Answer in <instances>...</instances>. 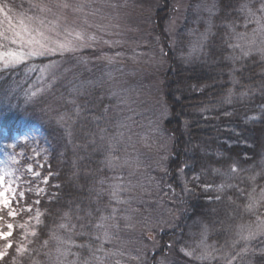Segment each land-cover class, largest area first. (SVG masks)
Masks as SVG:
<instances>
[{"label": "trees", "instance_id": "trees-1", "mask_svg": "<svg viewBox=\"0 0 264 264\" xmlns=\"http://www.w3.org/2000/svg\"><path fill=\"white\" fill-rule=\"evenodd\" d=\"M260 1L247 3L255 10ZM170 2L162 0L154 26L168 63L163 88L169 118L164 128L172 140L162 185L179 197L177 231L181 236L176 239V230L157 233L161 249L148 264H156L158 256L170 252L176 257L173 264H182L181 249L190 248L189 233L197 234L202 227L210 233V245L219 250L212 264H224L223 254L233 255L242 247L230 248L233 226L241 219L246 201L239 189L247 192L264 186V58L261 53L242 55L230 46L231 29L242 33L247 20L246 13L239 11L245 0H218L209 32L199 27L198 32L207 35L203 48L192 60L183 59L185 50L171 49L166 20L162 21L168 17ZM31 3L0 0V16L5 13L18 20L31 16L37 11ZM65 59H30L21 66L0 68V169L7 166L11 175L6 180L16 187L17 197L25 193L14 206L31 209L15 219L7 216L6 209L0 212L3 231H8L7 223L14 224L9 237L12 247L0 264H54L53 233L64 240L71 238L68 255L75 260L74 254L81 256L83 250L76 245L93 243L94 225L100 217H108L111 156L104 131L113 122L109 123V112L104 114L106 103L98 91L80 93L83 79L77 64ZM47 64L56 71L38 83L39 72ZM33 129L39 132L35 138L17 139ZM10 154L15 155V164ZM27 165L40 176L34 178ZM233 167L237 173L231 171ZM252 176L254 181L249 179ZM45 177L47 183L42 182ZM38 213L39 222H35ZM251 219L243 217L244 222ZM62 223L67 230L59 228ZM9 241H0V248ZM247 246L251 251L233 264H264L259 254L264 236ZM19 247L26 251L18 254Z\"/></svg>", "mask_w": 264, "mask_h": 264}, {"label": "rangeland", "instance_id": "rangeland-1", "mask_svg": "<svg viewBox=\"0 0 264 264\" xmlns=\"http://www.w3.org/2000/svg\"><path fill=\"white\" fill-rule=\"evenodd\" d=\"M217 1L171 0L168 17L162 21L166 20L164 28L171 49L185 50L186 57L183 56V59L189 61L195 57L196 52L189 57L190 49L202 36L198 32L199 27L209 32ZM70 2L75 3L77 0ZM86 4L84 12L94 13L87 17L93 25L88 31L100 37L93 47L30 59L59 57L73 60L77 64L79 77L83 79L78 89L80 93L88 89L96 90L105 101L104 114L109 112V123L113 124L104 131L111 156L110 179L106 182L109 219L105 221L110 226L111 241L104 243L103 248L105 252L111 251L115 255L104 257V253L95 252V256L103 258L106 264H115L117 260L120 264H148L150 256L161 249L157 233L167 234L169 230H176V239L181 236L177 231L181 218L177 206L179 197L162 185L172 148L171 137L164 128L169 118L163 88L168 63L154 26V15L161 8L162 0H86ZM53 11L57 10L54 8ZM39 14L37 9L31 16ZM64 14L68 17V23L83 15L73 13L71 9L64 10ZM259 15L261 13L258 12ZM54 19L51 13L45 15V23ZM17 22L18 19L3 13L0 16V30L7 32L9 23L15 25ZM244 23L242 33H251L256 27L249 17ZM96 25L102 26L104 30L99 31ZM49 35L54 37L52 33ZM8 47L17 46L8 44ZM258 48L259 39L249 54L261 53ZM239 52L244 55L241 49ZM103 57L114 59L109 63ZM30 59L9 67L21 66ZM9 67L0 64V68ZM55 71L53 64H47L39 72L38 83L44 82ZM38 134V130L33 129L17 139L30 137L31 140ZM29 168L32 169L31 165H27L26 169ZM114 189H117L116 198L112 195ZM27 221L29 225L30 219ZM205 229L202 227L197 234L189 233L190 248L181 251L185 259L179 262L212 264L216 261L217 253L208 242L210 233L208 229L205 233ZM100 243V240L95 239L88 247H80L83 249L81 256L74 254L75 260H70L69 255L59 256L56 245L51 256L53 263L82 264L88 260L89 264H96L92 253ZM65 247L70 248L69 243ZM205 250L212 253L209 258H195ZM185 251H193V256H186ZM175 260L173 252H170L166 257L158 256L156 264H173Z\"/></svg>", "mask_w": 264, "mask_h": 264}, {"label": "snow or ice", "instance_id": "snow-or-ice-1", "mask_svg": "<svg viewBox=\"0 0 264 264\" xmlns=\"http://www.w3.org/2000/svg\"><path fill=\"white\" fill-rule=\"evenodd\" d=\"M31 7L38 9L40 14L26 17L22 16L17 24L12 25L9 23V30L7 32L0 31V64L4 67L22 63L32 57L50 56L57 52L63 54L65 52H75L81 48H90L100 39V37L88 31V28L93 27V25L87 17L94 15V13L84 12L85 7H87L86 0H77L75 3L70 2V0H32ZM54 8L57 11L54 12ZM68 9H71L73 13H81L83 15L68 23V17L64 14V10ZM2 11L3 9L0 8V12ZM239 11L246 13L247 17L251 18V22L256 27L251 33H235V30L231 29L236 42L230 46L233 49H241L243 54L247 56L257 46V39H259L258 50L261 52L262 58H264V0H261L260 7L255 10H252L247 0H245V2L241 3ZM257 12L261 13V15L257 16ZM49 13L55 19L45 23V15ZM77 19L79 23H77ZM95 27L99 31L104 30L102 26L96 25ZM49 33L54 34V37L49 35ZM206 39L207 35L204 34L193 44L189 52V57H191L193 52L203 48ZM104 43L108 42L104 41ZM8 44L16 45L17 47L9 48ZM103 58L109 63H112L114 59L113 57ZM251 119L256 118L252 117ZM17 146L19 145L17 144ZM9 159L13 164L17 162L14 154H10ZM28 171L33 174L34 178L40 176L38 171H34L31 168ZM231 171L237 173V168L233 167ZM9 175L11 173L8 171L7 166L0 169V212L7 209V216L15 219L21 211L30 212L31 209L23 207L17 208L14 206L13 201L17 198L23 199L25 193L21 191L17 197V190L12 187V181L6 180V177ZM249 179L254 181L255 177L252 176ZM42 182L47 183V178H43ZM220 190L217 189V191ZM39 191H43V189ZM185 191H190L187 186H185ZM239 191L241 195H246V201L242 202V211L239 213L241 219L233 226V239L231 240L230 248L235 251L237 245H242V247L239 252H235L233 255L223 254L224 264H233L238 258H242L244 254L251 251L247 246L248 243L259 236H264V186H261L259 190L256 187H252L247 192L244 189H239ZM112 195L114 198L117 197V189L113 190ZM36 203H39V201H36ZM237 208H241V205H237ZM245 215L253 217L254 219H251L249 222H244L243 217ZM34 218L39 222V213ZM107 219L109 218L102 216L100 217V221L94 225L97 230L95 239L101 242L92 253L96 264H106V261L101 257H96L95 252L104 253V257L115 255L111 251L105 252L103 248L104 243L111 241V233L108 230L110 226L105 223ZM2 220L3 216L0 215V221ZM7 228L8 231H3L0 228V241H9V237L12 236L14 224L11 222L7 223ZM59 228L67 230L66 225L63 223L59 225ZM206 231L207 229H205V233ZM205 233H202V235ZM31 234L35 235V232L33 231ZM50 239L56 241V252L59 256L67 257L70 249L65 247V245L71 243V238L69 237L67 240H63L53 233ZM201 244H203V241H201ZM43 246L47 247L48 241H45ZM10 247H12V244L9 241L0 248V260L4 259L7 249ZM76 247H88V245H76ZM25 251L26 248L24 247L17 248L18 254H23ZM181 251H184V249H181ZM213 251L219 250L213 249ZM184 254L192 257L193 251H185ZM259 254L264 256V249H261ZM211 255L212 253L205 250L200 256L195 258L207 259ZM72 264H76V262H72ZM82 264H89V262L88 260H84ZM115 264H120V262L117 260Z\"/></svg>", "mask_w": 264, "mask_h": 264}, {"label": "clouds", "instance_id": "clouds-1", "mask_svg": "<svg viewBox=\"0 0 264 264\" xmlns=\"http://www.w3.org/2000/svg\"><path fill=\"white\" fill-rule=\"evenodd\" d=\"M256 118V117H255Z\"/></svg>", "mask_w": 264, "mask_h": 264}]
</instances>
